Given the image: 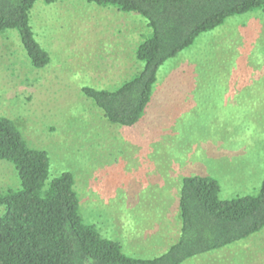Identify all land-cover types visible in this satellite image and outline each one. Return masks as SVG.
Segmentation results:
<instances>
[{"label":"rangeland","instance_id":"rangeland-1","mask_svg":"<svg viewBox=\"0 0 264 264\" xmlns=\"http://www.w3.org/2000/svg\"><path fill=\"white\" fill-rule=\"evenodd\" d=\"M31 24L50 64L34 68L16 33L0 34V116L48 153L52 176L74 174L85 223L125 253L151 258L177 238L184 178L216 179L226 200L257 194L264 180L261 12L229 18L165 63L132 127L109 123L82 90H113L138 73L135 52L151 34L146 19L80 0L38 1ZM8 187H19L17 173L0 161V190ZM185 264H264V229Z\"/></svg>","mask_w":264,"mask_h":264},{"label":"trees","instance_id":"trees-1","mask_svg":"<svg viewBox=\"0 0 264 264\" xmlns=\"http://www.w3.org/2000/svg\"><path fill=\"white\" fill-rule=\"evenodd\" d=\"M38 1L0 0V34L13 31L36 69L50 64L49 53L35 38L31 12ZM141 15L151 34L137 46L138 73L116 89L85 87L111 124L135 126L143 117L159 69L176 59L204 33L232 17L261 12L264 0H80ZM0 93V102H1ZM0 161L12 164L17 189L0 190V264H185L187 261L247 240L264 229V180L255 195L220 197L212 177L183 179L178 202L177 238L157 256L124 252L84 222L76 179L71 172L51 175L46 151L31 148L17 124L0 116Z\"/></svg>","mask_w":264,"mask_h":264}]
</instances>
